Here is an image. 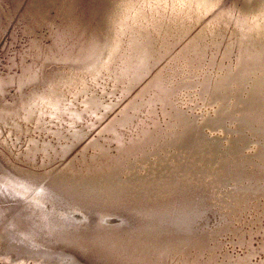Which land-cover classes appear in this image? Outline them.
<instances>
[{
	"label": "rangeland",
	"instance_id": "374dc122",
	"mask_svg": "<svg viewBox=\"0 0 264 264\" xmlns=\"http://www.w3.org/2000/svg\"><path fill=\"white\" fill-rule=\"evenodd\" d=\"M136 1L0 0V264H264V108L261 109L264 101L259 103L261 93H256L257 88H254L258 82L262 84L263 82L254 80L256 75L253 73L259 75V70L250 67L248 61L243 68H238L237 63L241 53L240 47L246 46L254 50L257 46L255 49L262 47L261 50H264L262 33L264 0H138V3ZM155 1H158L157 4ZM190 6L191 10L187 11ZM152 8H155L154 11ZM135 11L138 17L132 19ZM192 11L198 14V19H194L197 14ZM219 12H225L226 15ZM218 14L222 18L219 19ZM113 16L118 19L124 18L134 27L140 23L150 26L156 22L155 25L159 29V35L155 29L152 28L156 34L151 30L157 41L154 42L153 39L155 50L153 55H150L147 66L150 69H145L136 81L131 82L127 89L124 88L125 90L119 89V83L115 86L104 70L98 73L107 51L111 48V44H105L106 39H101L100 27ZM184 16H187V19ZM222 19L226 22H221ZM237 20L255 25L253 28L247 26L252 35L250 44L249 41H244L246 43L244 44L238 39L242 34L241 28L236 27ZM177 23L179 26L183 23L182 27L177 26ZM246 30L244 29L245 32ZM208 35L209 37H206ZM90 39L98 41V46L106 47L105 54L92 66L91 62L84 64L77 59L88 54V49L83 48L81 51L79 46L85 45ZM189 39L197 42L190 44ZM230 43L231 49L228 46ZM187 45L189 49L186 50ZM191 48L193 49L190 50ZM155 57L156 59L152 61ZM178 58L181 59L177 60ZM190 66H193L192 69ZM239 70L242 73H238ZM233 71L235 72L232 73ZM89 76H92V79ZM155 80L171 88L166 101L154 97ZM82 86L83 92L86 94L94 92L100 100L101 106L95 108L99 109L98 111H94L95 109L92 112L83 111L81 98L84 93L81 95L76 93ZM114 88V91L111 90ZM54 98L61 101V105L68 102L70 109L76 108L80 114L74 116L76 118L71 117L68 112L50 115L47 101H53ZM216 103H220L222 107ZM133 105L135 109L132 108ZM240 112L244 113L245 117H241ZM127 114L134 115H131L132 119L126 124H119L121 118ZM144 131L148 133L153 131L152 138L145 143L146 145L140 146L145 151L134 152L135 158L133 154V157L129 158L119 157L121 162L117 160L118 157H115L117 146L112 134L117 132L127 138L136 137ZM191 138L199 140L207 150H216V155L221 152L223 160L227 158L228 163L234 160L232 155L235 153L238 155L236 160H242L239 157L241 151L257 153L255 156L250 155L256 163L255 169L260 172L257 187L253 192L237 193L238 197L229 198L226 194L224 202L227 204L219 203L211 197L209 200L218 203L220 210L227 213L221 222L212 220L205 223L207 232H187L180 239L172 237L164 242L165 247L155 252L148 250L145 254L139 250L143 247L136 246L132 248V252L136 253L139 250L137 254L140 255L131 257L127 252L128 248L111 247L106 242L107 245L99 244L97 237L94 239L91 232L86 230L87 225L90 228V223L95 217L93 208H85L86 212L76 210L71 204H66L59 198L60 191H64L66 187L77 186L73 189L87 192L86 189L92 186L96 193H101L104 190L115 189L114 186L119 184L121 179H132L135 176L137 179L151 180L155 173L165 172L166 168L162 167V164L170 163L176 154L183 155V151L187 149L185 143L191 142ZM195 143L199 144L196 140ZM32 145L33 153L25 155L23 150ZM62 146L63 149H60ZM99 150L106 151L105 155L98 156ZM93 155L96 157H92ZM112 155L116 162L113 161ZM105 159L108 164L116 163L114 169L109 170L96 165ZM207 163L212 170H216V163L212 159ZM246 167L251 168L249 163H246ZM209 174L204 177L208 178ZM255 183L256 181L253 184ZM76 191L72 197L70 196V202L85 204L79 193L75 194ZM79 217H83V221H79ZM81 222L83 225H80ZM215 226L220 230L211 232Z\"/></svg>",
	"mask_w": 264,
	"mask_h": 264
},
{
	"label": "water",
	"instance_id": "95a60500",
	"mask_svg": "<svg viewBox=\"0 0 264 264\" xmlns=\"http://www.w3.org/2000/svg\"><path fill=\"white\" fill-rule=\"evenodd\" d=\"M114 17H111V20L106 21L101 27L99 26L101 39H106L105 44H112L114 40H118L122 45L121 48H124L123 51H128L127 55L130 45L134 52L152 55L155 49L154 34L151 30L153 28L158 33L156 22L150 26L136 24L134 27L124 18ZM137 17L138 13L135 11L131 18L136 19ZM237 25L236 27L241 28L240 42L249 41L251 30L245 32L242 28L246 30L248 25H250L249 28L255 25L252 26L248 22L238 20ZM124 28V32L121 33ZM86 42L85 45L79 46V49L81 51L83 48L88 49V54L77 59L84 64L91 62L92 66L105 54L106 47L98 46L99 42L93 39ZM108 52L109 50L107 54ZM246 61L250 63V67L259 70V75H256L254 80H261L263 84L258 82L254 88H257L256 93H261L258 98L260 103L264 101V50L259 48L250 50L242 47L237 60L238 67L243 68ZM238 73L242 71L239 70ZM157 84L166 89L167 98L171 88L155 80L154 87ZM154 97L157 96L154 95ZM240 115L244 116L242 112ZM120 121L119 124H121ZM112 137L117 146L115 157L119 159V157L129 158L138 150L145 151L140 146L151 139L152 134L144 131L136 137L125 138L122 134L114 132ZM195 140L200 146L195 143ZM195 140L192 139L191 142L185 143L187 149L183 151V155L176 154L170 163L162 164V167L166 168L165 172L155 173L151 180L145 181L135 176L132 179H121L120 183L114 186L115 189L104 190L101 193H96L92 186L86 189L87 192L74 190L77 186L66 187L64 191H60L59 198L66 204H71V207L76 210L86 212V209L93 208L95 217L90 223V228L87 225L86 230L91 232L94 239L95 236L97 237L99 244L107 243L115 248H128L127 252L131 254V257L139 256L140 254H137L139 250L144 252L142 254L147 253L148 250L158 251L166 246L164 242L172 237L183 238L187 232H207L204 227L205 223H210L212 220L221 222L227 213L220 210L218 203L209 199L212 197L219 203L227 204L224 202L226 194L229 198H233L238 197L237 193L240 192H253L259 182L260 172L255 169L256 163L250 158V155L255 156L256 152L241 151L242 154L239 157L242 160H236L238 155L235 153L232 155L234 160L228 163L227 158L223 160L224 156L221 152L216 155V150H207L199 140ZM32 147L33 145L27 146L23 150L25 155L33 153ZM60 149H63V146ZM99 155H105V152L99 150ZM106 159L96 165L100 168L114 169L115 165L108 164ZM211 159L216 163V170H212L207 163ZM246 163H249L251 168H247ZM208 173H210L208 178H205L204 176ZM255 181L256 186L253 184ZM225 185L227 187H224ZM75 191V194L79 193L80 199L84 200L85 204L70 202V196L72 197ZM78 219L83 221L84 218L79 217ZM80 225H83L82 222ZM219 230L215 226L211 232ZM136 246L143 248L134 253L132 248Z\"/></svg>",
	"mask_w": 264,
	"mask_h": 264
},
{
	"label": "bare ground",
	"instance_id": "6f19581e",
	"mask_svg": "<svg viewBox=\"0 0 264 264\" xmlns=\"http://www.w3.org/2000/svg\"><path fill=\"white\" fill-rule=\"evenodd\" d=\"M138 1V0H137ZM136 1V2H137ZM150 1V0H149ZM187 1H189V0H187ZM135 2V3H136ZM145 2V1H144ZM156 2H158V1H155V3ZM178 2V1H177ZM134 3V2H133ZM138 3V2H137ZM153 3H154V1H153ZM191 3V2H190ZM200 3V2H199ZM145 4V3H144ZM157 4V3H156ZM174 4H175V2H174ZM179 4H180V2H179ZM186 4V3H185ZM140 5V4H139ZM173 5V4H172ZM189 5V3L186 5V7ZM194 5H195V3H194ZM130 6V5H129ZM135 6V5H134ZM168 6V5H167ZM166 6V7H167ZM175 6V5H174ZM198 6V5H197ZM138 7H140V6H138ZM158 7V6H157ZM161 7V6H160ZM169 7V6H168ZM173 7V6H172ZM185 7V8H186ZM195 7V6H194ZM193 7V8H194ZM201 7V6H200ZM133 8V7H132ZM143 8V7H142ZM148 8V7H147ZM176 8H178V6H176ZM189 8H191V6L190 7H188V10L187 11H190L189 10ZM199 8V7H198ZM198 8H197V10H198ZM202 9H203V7H201ZM205 8V7H204ZM150 9H151V7H150ZM153 9V8H152ZM155 9V8H154ZM154 9H153V11H154ZM161 9V8H160ZM165 9H167V8H165ZM169 9V8H168ZM180 9V8H179ZM194 9H196V8H194ZM148 10V9H147ZM172 10V9H171ZM204 10H206V9H204ZM131 11H132V9H131ZM142 11V10H141ZM140 11V12H141ZM156 11V10H155ZM158 11H159V9H158ZM163 11V10H162ZM166 11V10H165ZM174 12H175V10H173ZM180 11H181V9H180ZM183 11V10H182ZM185 11V14H186V10H184ZM196 11V10H195ZM195 11L193 12L195 15L197 14V13H195ZM150 12H152V10H150ZM172 12V11H171ZM126 13H128V12H126ZM164 13H166V12H164ZM169 13V12H168ZM180 13V12H179ZM191 13V12H190ZM199 13H201V12H199ZM204 13V12H203ZM206 13V12H205ZM219 13H225V12H219ZM264 13V12H263ZM149 14H151V13H149ZM163 14V13H162ZM184 14V15H185ZM188 14V13H187ZM186 14V15H187ZM253 14V13H252ZM255 14H257L256 12H255ZM146 15H147V13H146ZM154 15V14H153ZM166 15H168L167 13H166ZM171 15V14H170ZM174 15V14H173ZM172 15V16H173ZM179 15V14H178ZM219 15V14H218ZM223 15V14H222ZM225 15H226V13H225ZM230 15V14H229ZM156 16V15H155ZM158 16V15H157ZM162 16V15H161ZM160 16V17H161ZM183 16V15H182ZM193 17H194V15H192ZM191 16V17H192ZM201 16V15H200ZM203 16V15H202ZM201 16V17H202ZM215 16V15H214ZM213 16V17H214ZM217 16V15H216ZM220 16V15H219ZM218 16V17H219ZM241 16V15H240ZM250 16V15H249ZM256 16V15H255ZM163 17H165V16H163ZM171 17V16H170ZM185 17V16H184ZM187 17V16H186ZM185 17V18H186ZM189 17H190V15H189ZM192 17V18H193ZM198 17V14L196 15V17L194 18V19H196ZM223 17H225V16H223ZM235 17V16H234ZM141 18V17H140ZM155 18V17H154ZM172 18V17H171ZM200 18V17H199ZM216 19H217V17H215ZM220 18H222V16H220L219 17V19ZM232 18V17H231ZM244 18V17H243ZM246 18V17H245ZM157 19V18H156ZM166 19V18H165ZM164 19V20H165ZM174 19V18H173ZM187 19V18H186ZM198 19V18H197ZM201 19V18H200ZM212 19V18H211ZM210 19V20H211ZM218 19V20H219ZM224 19V18H223ZM221 20V22L222 21H224V20ZM227 20H228V17L226 18ZM234 19V18H233ZM235 19H237L236 17H235ZM258 18H256V20H257ZM260 19V18H259ZM258 19V20H259ZM128 20H130V19H128ZM138 20V19H137ZM141 20H143V19H141ZM161 20V19H160ZM169 19H167V21H168ZM184 20V19H183ZM182 20V21H183ZM191 20H193V19H191ZM190 20V21H191ZM214 20V19H213ZM230 20V19H229ZM242 20V19H241ZM248 20V19H247ZM153 21V20H152ZM156 21H158V19L156 20ZM180 21V20H179ZM187 21V20H186ZM209 21V20H208ZM216 21V20H215ZM214 21V22H215ZM253 21V20H252ZM264 21V20H263ZM160 22V21H159ZM162 22V21H161ZM165 22H166V20H165ZM171 22V21H170ZM169 22V23H170ZM173 22V21H172ZM178 22V21H177ZM184 22V21H183ZM189 22V21H188ZM224 22H226V21H224ZM233 22V21H232ZM231 22V23H232ZM142 23H144V22H142ZM175 23V22H174ZM179 24H180V22H178ZM177 23V24H178ZM192 23H193V21H192ZM229 23V22H228ZM251 23V22H250ZM260 23V22H259ZM141 24V23H140ZM151 24V23H150ZM164 24V23H163ZM165 24H167V23H165ZM173 24V23H172ZM176 24V25H177ZM179 24L177 25V26H179ZM183 24V23H182ZM182 24H181V26H179V27H182ZM207 24V23H206ZM209 24V23H208ZM212 24V23H211ZM215 24V23H214ZM227 24V23H226ZM144 25V24H143ZM158 25H160V24H158ZM175 25V24H174ZM186 25H188L187 23H186ZM213 25V24H212ZM217 25H218V22H217V24H216V27H217ZM219 25H221V24H219ZM224 25V24H223ZM258 25H260V24H258ZM264 25V24H263ZM168 26H169V24H168ZM209 26V25H208ZM225 26V25H224ZM223 26V27H224ZM238 26V25H237ZM136 27V26H135ZM172 27H174V26H172ZM171 26H170V28H172ZM187 27V26H186ZM191 27V26H190ZM205 27V26H204ZM207 27V26H206ZM160 28H162V24H161V27ZM188 28V27H187ZM210 28V27H209ZM208 28V29H209ZM221 28H222V26H221ZM260 28V27H259ZM165 29V28H164ZM169 29V28H168ZM177 28H175V30H176ZM211 29V28H210ZM214 29V28H213ZM222 29H224V28H222ZM237 29V28H236ZM243 29V28H242ZM262 29H263V27H262ZM124 30H125V28L124 29H122V31H121V33H123L124 32ZM154 30V29H153ZM153 30H152V32H153ZM159 30V29H158ZM163 30V29H162ZM170 30V29H169ZM185 30V29H184ZM204 30H206V29H204ZM219 30V29H218ZM225 30V29H224ZM238 30H239V28H238ZM247 30H248V28H247ZM247 30H246V32H247ZM254 30V29H253ZM260 30V29H259ZM264 30V29H263ZM165 31V30H164ZM177 31H180V30H177ZM183 31V30H182ZM186 31V30H185ZM203 31V30H202ZM212 31H214V30H212ZM242 31H244V29L242 30ZM249 31V30H248ZM156 32V31H155ZM155 32H153V33H155ZM161 32V31H160ZM171 32V31H170ZM200 32V31H199ZM207 32V31H206ZM216 32V31H215ZM253 32V31H252ZM258 32V31H257ZM176 33V32H175ZM179 33H181V32H179ZM183 33V32H182ZM186 33V32H185ZM184 33V35L186 36V34ZM202 33V32H201ZM200 33V34H201ZM220 33V32H219ZM228 33V32H227ZM241 33V32H240ZM262 33H264V32H262ZM156 34V33H155ZM158 34V33H157ZM163 34V33H162ZM166 34H168V33H166ZM170 34V33H169ZM204 34V33H203ZM207 34V33H206ZM212 34L213 33H211V36H212ZM236 34V33H235ZM238 34V33H237ZM251 34V33H250ZM260 34V33H259ZM258 34V35H259ZM159 35V34H158ZM164 35H165V33H164ZM173 35V34H172ZM176 35V34H175ZM174 35V36H175ZM183 35V34H182ZM239 35V34H238ZM184 36V37H185ZM196 36H197V34H196ZM199 36V35H198ZM201 36V35H200ZM199 36V37H200ZM204 36V35H203ZM219 36H220V34H219ZM234 36V35H233ZM252 36V35H251ZM161 37H162V35H161ZM172 37V36H171ZM182 38H183V36H181ZM194 37V36H193ZM192 37V38H193ZM199 37H197L198 38V40H199ZM205 37V36H204ZM206 37H209V35L208 36H206ZM216 37H217V35H216ZM231 36H229V38H230ZM155 38V37H154ZM178 38V37H177ZM179 38H180V35H179ZM196 38V39H197ZM211 38V37H210ZM237 37H235V39H236ZM254 39H255V36L253 37ZM163 39V38H162ZM165 39V38H164ZM170 39V38H169ZM204 39V38H203ZM202 39V40H203ZM212 39V38H211ZM223 39V38H222ZM238 39H240V36H239V38ZM257 40H258V38H256ZM259 39H262V38H259ZM155 40L156 39H154V42H155ZM190 41H191V39H189ZM228 40H231V39H228ZM233 40V39H232ZM157 41V40H156ZM172 41V40H171ZM171 41H169V42H171ZM174 41V40H173ZM195 41V40H194ZM194 41H191V43L189 42V41H187V42H189L190 44H193L192 42H194ZM212 41V40H211ZM220 41H221V39H220ZM236 41H238V40H236ZM254 41V40H253ZM256 41V40H255ZM263 41V40H262ZM162 42V41H161ZM175 42V41H174ZM183 42V41H182ZM195 42H197V41H195ZM203 41H201V43H202ZM216 42V41H215ZM219 42V41H218ZM231 42V41H230ZM234 42V41H233ZM239 42V41H238ZM252 42V41H251ZM250 41L248 42L249 44L251 43ZM122 43V42H121ZM166 43H167V41H166ZM176 43H177V40H176ZM178 43H179V41H178ZM205 43V42H204ZM206 43H208V42H206ZM205 43V44H206ZM211 44L213 43V42H210ZM244 44H246L245 42H243ZM247 43V44H248ZM262 43V42H261ZM158 44V43H157ZM168 44H170V43H168ZM174 43H172V45H173ZM195 44V43H194ZM204 44V45H205ZM214 44V43H213ZM212 44V45H213ZM229 44V43H228ZM241 44V43H240ZM253 44H255V43H253ZM154 45V44H153ZM160 45V44H159ZM163 45V44H162ZM177 44H175V46H176ZM195 45H197V44H195ZM204 45H203V47H204ZM208 45V44H207ZM220 45V44H219ZM236 45V44H235ZM241 45H243V44H241ZM252 45V44H251ZM259 45V44H258ZM111 46V48H110V50H109V52H108V54L106 55V58H105V60H104V62L100 65V69L98 70V73L99 72H101L102 70H104V72H107L108 73V77L110 76L111 77V79L113 80V82L115 83V86L117 85V83H119L120 84V88L119 89H127L128 88V86H130V83L131 82H133V81H136V79L143 73V72H145V69L147 70L148 68H147V66H148V63H149V57H150V55H149V53H137V52H134V51H132V47H131V45H130V51H129V54L127 55V52L126 51H123L124 50V48H121L122 47V45L120 44V42L118 41V40H114L113 42H112V44L110 45ZM168 46V45H167ZM198 46V45H197ZM202 46V45H201ZM211 46V45H210ZM210 46H208V47H210ZM218 46V45H217ZM229 46V48L231 49V43H230V45H228ZM248 46V45H247ZM262 45L260 44V47H261ZM156 47V46H155ZM160 47V46H159ZM162 47V46H161ZM174 47V45L172 46V48ZM189 46L187 45L186 46V50L187 49H189L188 48ZM193 47V46H192ZM215 47V46H214ZM213 47V48H214ZM219 47V46H218ZM217 47V48H218ZM226 47V46H225ZM236 47V46H235ZM257 47V46H256ZM255 47V48H256ZM158 48V47H157ZM211 48V47H210ZM227 48V47H226ZM242 47H240V49H241ZM245 48H246V46H245ZM253 48H254V45H253ZM254 48V49H255ZM262 48V47H261ZM260 48V49H261ZM162 49V48H161ZM169 49V48H168ZM181 49V48H180ZM185 49V48H184ZM193 48H191L190 50H192ZM204 49V48H203ZM233 49V48H232ZM263 49V48H262ZM121 50V51H120ZM158 50H159V48H158ZM158 50H156V52L158 51ZM164 50V49H163ZM172 50V49H171ZM185 50V51H186ZM201 50H202V48H201ZM208 50H210V49H208ZM235 50V49H234ZM160 51V50H159ZM158 51V52H159ZM166 51V50H165ZM164 51V52H165ZM177 51V50H176ZM206 51V50H205ZM215 51H217V49L215 50ZM126 52V53H125ZM187 52V51H186ZM194 52H195V50H194ZM202 52V51H201ZM212 52H214V51H212ZM220 52V51H219ZM222 52V51H221ZM226 52H228L227 51V49H226ZM236 52H237V50H236ZM239 52V51H238ZM237 52V53H238ZM167 53V52H166ZM177 53V52H176ZM181 53H183V51L181 52ZM189 53V52H188ZM197 53H199V51L197 52ZM206 53V52H205ZM211 53V52H210ZM217 53V52H216ZM231 53V52H230ZM115 54V55H114ZM221 54V53H220ZM225 54V53H224ZM229 54V53H228ZM239 54V53H238ZM153 55V54H152ZM151 55V56H152ZM155 56H156V53L154 54ZM175 56L177 55V54H174ZM179 55V54H178ZM183 55V54H182ZM186 55V54H185ZM200 55V54H199ZM209 55V54H208ZM226 55V54H225ZM240 55V54H239ZM160 56V55H159ZM173 56V55H172ZM205 56H206V54H205ZM205 56H203V57H205ZM216 56V55H215ZM229 57L228 58H230V55H228ZM238 56V55H237ZM220 57H221V55H220ZM225 57V56H224ZM173 58V57H172ZM177 58V57H176ZM188 57H186V59H187ZM200 58H202V57H200ZM154 59H156V57L155 58H153L152 59V61L154 60ZM161 59H163L162 58V56H161ZM169 59H171V58H169ZM174 59V58H173ZM179 59H181V58H178L177 60H179ZM194 59V58H193ZM205 59V58H204ZM222 59V58H221ZM236 59H237V57H236ZM150 60H151V58H150ZM165 60V59H164ZM189 60H191V59H189ZM215 60V59H214ZM166 61H168V60H166ZM176 61V60H175ZM175 61L173 62V63H175ZM194 61V60H193ZM192 61V62H193ZM201 61H203V60H201ZM160 62V61H159ZM184 62V61H183ZM182 62V63H183ZM190 62V61H189ZM195 62V61H194ZM200 62V61H199ZM218 62H220V61H218ZM156 62H154V64H155ZM169 63V62H168ZM167 63V64H168ZM196 63V62H195ZM223 63V62H222ZM158 64V63H157ZM184 64V63H183ZM186 64V63H185ZM215 64H217L216 62H215ZM221 64V63H220ZM224 64V63H223ZM230 64V63H229ZM233 64V63H232ZM149 65H152V64H149ZM156 65V64H155ZM166 65V64H165ZM189 65V64H188ZM190 65H192V64H190ZM196 65V64H195ZM203 65V64H202ZM213 65H214V63H213ZM212 65V66H213ZM218 65V64H217ZM175 66V65H174ZM177 66H179V65H177ZM182 66V65H181ZM185 66V65H184ZM194 66V65H193ZM193 66H190V68L192 69V67ZM211 66V67H212ZM219 66V65H218ZM227 66V65H226ZM150 67V66H149ZM152 67H154V66H152ZM157 67V66H156ZM167 67H168V65H167ZM166 67V68H167ZM208 67V66H207ZM210 67V66H209ZM230 67V66H229ZM236 67H237V65H236ZM189 68V69H190ZM201 68V67H200ZM206 68V67H205ZM225 68V67H224ZM232 68V67H231ZM231 68H230V70H231ZM239 68V67H238ZM150 69V68H149ZM148 69V70H149ZM152 69V68H151ZM168 69V68H167ZM173 69V68H172ZM175 69H176V67H175ZM178 69H180V67L178 68ZM186 69V68H185ZM202 69V68H201ZM200 69V70H201ZM204 69V68H203ZM208 69V68H207ZM222 69V68H221ZM236 69V68H235ZM161 70V69H160ZM165 71H167L166 69H164ZM181 70V69H180ZM187 70V69H186ZM230 70H229V72H230ZM162 71V70H161ZM171 71V70H170ZM170 71H168V72H170ZM178 71V70H177ZM224 72H226L225 70H223ZM235 71H237V70H235ZM235 71H233L232 73H234ZM258 71V70H257ZM147 72V71H146ZM172 72V71H171ZM248 72V71H247ZM251 72H252V70H251ZM254 72V71H253ZM149 73V72H148ZM163 73V72H162ZM161 73V74H162ZM173 73V72H172ZM182 73V72H181ZM192 73V72H191ZM196 73V72H195ZM198 73V72H197ZM217 73V72H216ZM246 73V72H245ZM245 73H244V76H245ZM96 74V73H95ZM146 74V73H145ZM252 74V73H251ZM257 75L256 73H253V75ZM94 75V74H93ZM147 75V74H146ZM145 75V76H146ZM170 75V74H169ZM175 75V74H174ZM195 75V74H194ZM197 75V74H196ZM204 75H205V73H204ZM107 76V75H106ZM144 76V75H143ZM160 76V75H159ZM164 76V75H163ZM166 76V75H165ZM210 76V75H209ZM250 76V75H249ZM90 77V76H89ZM92 77V76H91ZM90 77V78H91ZM105 77V76H104ZM104 77H101L102 79L104 78ZM108 77H106L107 78V80H109L108 79ZM105 78V79H106ZM142 78V77H141ZM141 78H139V80L141 81L142 79ZM178 78V77H177ZM201 78V77H200ZM245 78H246V76H245ZM92 79V78H91ZM163 79V78H162ZM169 79V78H168ZM189 79V78H188ZM233 79V78H232ZM249 79V78H248ZM255 79V78H254ZM190 80H192V79H190ZM205 80H206V78H205ZM204 80V81H205ZM89 81V80H88ZM102 81H104V80H102ZM164 81V80H163ZM171 81V80H170ZM183 81V80H182ZM248 81V80H247ZM259 81H261V80H259ZM86 82V81H85ZM101 82V81H100ZM106 82V81H105ZM109 82H111V81H109ZM215 82V81H214ZM253 82V81H252ZM256 81H254V83H255ZM96 83V82H95ZM106 83H108V81L106 82ZM134 83H138V82H134ZM151 83H152V81H151ZM168 83V82H167ZM174 83V82H173ZM176 83V82H175ZM211 83H212V81H211ZM210 83V84H211ZM227 83H229V82H227ZM235 83V82H234ZM100 84V83H99ZM105 84V83H104ZM214 84V83H213ZM217 84V83H216ZM262 84V83H261ZM112 85V84H111ZM137 85V84H136ZM232 85V84H231ZM231 85H229L230 87H231ZM247 85V84H246ZM251 85V84H250ZM78 86V85H77ZM88 86V85H87ZM90 86V85H89ZM92 86V85H91ZM102 86V85H101ZM118 86V85H117ZM132 86V85H131ZM171 86V85H170ZM186 86V85H185ZM199 86V85H198ZM212 86V85H211ZM211 86H210V88H211ZM252 86V85H251ZM79 87V86H78ZM103 87V86H102ZM127 87V88H126ZM235 89H236V86L234 85L233 86ZM245 87V86H244ZM249 88H250V86H248ZM85 88V87H84ZM116 88V87H115ZM115 88L114 89H111V90H115ZM130 88V87H129ZM147 88V87H146ZM154 88V87H153ZM198 88V87H197ZM233 88V89H234ZM253 88V87H252ZM85 89H87V88H85ZM89 89V88H88ZM95 89V88H94ZM124 89V90H125ZM150 89V88H149ZM155 89V92H154V95H156L157 96V98H160V99H163V100H165L166 99V89L165 88H163L162 86H159L158 84L156 85V87L154 88ZM190 89V88H189ZM193 89V88H192ZM238 89V88H237ZM236 89V90H237ZM72 90V89H71ZM83 86L78 90L77 89V94L79 95H81L82 93H84V94H82V98H81V101L83 102V111H86V110H89V112L91 111H93L95 108H98L99 107V105H100V100H98L97 99V96L94 94V92H92V93H89V94H86L85 92H83ZM93 90V89H92ZM109 90V89H108ZM108 90H107V93H108ZM117 90V89H116ZM129 90V89H128ZM127 90V91H128ZM212 90V89H211ZM214 90V89H213ZM230 90V89H229ZM228 90V91H229ZM235 90V91H236ZM240 90V89H239ZM247 90V89H246ZM74 91V90H73ZM86 91V90H85ZM93 91H95V90H93ZM104 91V90H103ZM177 91V89L175 90V92ZM180 91V90H179ZM196 91V90H195ZM227 91V92H228ZM245 91V90H244ZM91 92V91H90ZM99 92V91H98ZM105 92V91H104ZM174 92V93H175ZM239 92V91H238ZM249 92V91H248ZM69 93H71V92H69ZM102 93V92H101ZM106 93V94H107ZM114 92H112V94H113ZM147 93V92H146ZM152 93V92H151ZM207 93V92H206ZM205 93V94H206ZM211 93V92H210ZM231 93V92H230ZM245 93H247V92H245ZM63 94V93H62ZM122 94V93H121ZM170 94V93H169ZM237 94V93H236ZM65 95V94H64ZM67 95V94H66ZM108 95V94H107ZM250 95V94H249ZM69 96H71V95H69ZM110 96V95H109ZM213 96V95H212ZM227 96V95H226ZM59 97V96H58ZM72 97V96H71ZM79 97V96H78ZM145 97V96H144ZM170 97V96H169ZM237 97V96H236ZM61 98V96L59 97V99ZM63 98V97H62ZM74 98H75V96H74ZM168 98V97H167ZM193 98V97H192ZM203 98V97H202ZM210 98V97H209ZM243 98V97H242ZM241 98V100H244V99H242ZM244 98H246V97H244ZM69 99V98H68ZM67 99V100H68ZM73 99V98H72ZM76 99H78L79 100V98H77L76 97ZM75 99V100H76ZM143 99V98H142ZM232 99V98H231ZM247 99V98H246ZM70 100V99H69ZM101 100H103V99H101ZM135 100V99H134ZM137 100V99H136ZM233 100H235V99H233ZM47 101V100H46ZM66 101V100H65ZM166 101V100H165ZM207 101V100H206ZM210 102H211V100H209ZM224 101V100H223ZM226 101V100H225ZM224 101V102H225ZM228 101H229V99H228ZM63 102V101H62ZM79 102V101H78ZM81 102V103H82ZM136 102V101H135ZM141 102V101H140ZM215 102V101H214ZM233 102V101H232ZM68 103V102H67ZM65 104V105H61L62 103H61V101H59V100H57V99H55L54 98V100L52 101H47V106L49 107V109H48V113L50 114V115H55V114H59L60 112H68V114L71 116V117H74V116H77L78 114H80L79 113V111H77L76 110V108L74 109V110H71L70 109V105L69 104ZM72 103V102H71ZM143 104H145L144 102H142ZM172 103V102H171ZM218 103V102H217ZM216 103V104H217ZM221 103V102H220ZM219 103V104H220ZM230 103V102H229ZM233 103H235V102H233ZM44 104V103H43ZM76 104V103H75ZM105 104V103H104ZM138 104H139V102H138ZM147 104V103H146ZM219 104H217V105H219ZM227 104V103H226ZM238 104V103H237ZM103 105V104H102ZM107 105V104H106ZM110 105V104H109ZM225 105V104H224ZM223 105V106H224ZM233 105H235V104H233ZM232 105V106H233ZM73 106V105H72ZM76 106V105H75ZM79 106H81V105H79ZM101 106V105H100ZM108 106V105H107ZM111 106V105H110ZM146 106V105H145ZM149 106V105H148ZM171 106V108H172V104L170 105ZM220 106H221V104H220ZM227 106V105H226ZM47 107V108H48ZM109 107V106H108ZM137 107V106H136ZM143 107V106H142ZM141 107V108H142ZM169 107V106H168ZM222 107V106H221ZM244 107V106H243ZM249 106H247V108H248ZM262 107V106H261ZM103 108V107H102ZM132 108H134L135 109V107H132ZM139 108V107H138ZM161 108V107H160ZM167 108V107H166ZM224 108V107H223ZM264 108V106L261 108V109H263ZM82 109V108H81ZM81 109H79V110H81ZM109 109V108H108ZM133 109V111H135ZM148 109V108H147ZM173 109V108H172ZM177 109V108H176ZM180 109V108H179ZM235 109V108H234ZM233 109V110H234ZM249 109V108H248ZM254 109V108H253ZM76 110V111H75ZM99 110V109H98ZM98 110H94V111H98ZM236 110V109H235ZM82 111V110H81ZM106 111V110H105ZM142 111V110H141ZM140 111V112H141ZM143 111H144V108H143ZM230 111H231V108H230ZM248 111V110H247ZM136 112V111H135ZM169 112V111H168ZM178 112V111H177ZM233 112V111H232ZM235 112H237V111H235ZM242 112H243V110H242ZM83 113V112H82ZM134 113V112H133ZM171 113V112H170ZM173 113H175V112H173ZM172 113V114H173ZM257 113H258V111H257ZM61 114V113H60ZM87 114V113H86ZM138 114V113H137ZM140 114V113H139ZM176 114H178V113H176ZM244 114V113H243ZM49 115V116H50ZM63 115V114H62ZM131 115H134V114H131ZM131 115L130 114H127L120 122L121 123H124V124H126V122L127 121H129V120H131L132 118H131ZM141 115H143V114H141ZM184 115V114H183ZM210 115V114H209ZM42 116V115H41ZM60 116V115H59ZM69 116V117H70ZM81 116V115H80ZM85 116V115H84ZM94 116V115H93ZM92 116V117H93ZM138 116V115H137ZM136 116V117H137ZM148 116H150V115H148ZM39 117V119H40V116H38ZM67 117V116H66ZM82 117V116H81ZM81 117H79V118H81ZM135 117V116H134ZM142 117V116H141ZM145 117V116H144ZM153 117V116H152ZM157 117V116H156ZM58 118V117H57ZM74 118H76V117H74ZM88 118V117H87ZM94 118V117H93ZM139 118V117H138ZM185 118V117H184ZM190 118V117H189ZM62 119V118H61ZM60 119V120H61ZM71 119V118H70ZM82 119H83V117H82ZM89 119V118H88ZM136 119V118H135ZM140 119V118H139ZM145 119V118H144ZM191 119V118H190ZM52 120V119H51ZM66 120H68V119H66ZM77 120V119H76ZM169 120V119H168ZM178 121H179V119H177ZM203 120V119H202ZM63 121V120H62ZM139 121V120H138ZM152 121V120H151ZM158 121V120H157ZM66 122V121H65ZM68 122V121H67ZM76 122V121H75ZM81 122V121H80ZM132 122V121H131ZM143 122V121H142ZM145 122V121H144ZM159 122V121H158ZM55 123V122H54ZM57 123V122H56ZM59 123H60V121H59ZM72 123V122H71ZM133 123V122H132ZM132 123H130V124H132ZM138 123V122H137ZM141 123V122H140ZM168 123H169V121H168ZM174 123H175V121H174ZM179 123V122H178ZM264 123V122H263ZM44 124V123H43ZM46 124V123H45ZM87 125V124H86ZM129 125V124H128ZM143 125V124H142ZM175 125V124H174ZM230 125V124H229ZM60 126V125H59ZM90 126V125H89ZM149 126V125H148ZM151 126V125H150ZM172 126V125H171ZM119 127V126H118ZM131 127V126H130ZM152 127V126H151ZM159 127L160 128H162L160 125H159ZM158 127V128H159ZM168 127V126H167ZM175 127H176V125H175ZM232 127V126H231ZM146 128V127H145ZM174 128V127H173ZM256 128V127H255ZM260 128V127H259ZM121 129H123V128H121ZM135 129H136V127H135ZM164 129V128H163ZM220 129V128H219ZM232 129V128H231ZM125 130H127V129H125ZM75 131V130H74ZM130 131V130H129ZM124 133L123 134H125V131H123ZM133 133V132H132ZM151 133V132H150ZM152 133H153V131H152ZM151 133V134H152ZM251 133V132H250ZM130 134V133H129ZM73 135V134H72ZM76 135H77V133H76ZM258 135H260V134H258ZM264 135V134H263ZM72 137V136H71ZM233 137V136H232ZM261 137V136H260ZM263 137V136H262ZM80 139V138H79ZM76 140V139H75ZM255 140V139H254ZM253 141V140H252ZM258 142V141H257ZM36 143V142H35ZM147 143V142H146ZM149 143V142H148ZM151 143V142H150ZM259 143V142H258ZM37 144H35V146H36ZM91 145V144H90ZM144 145H146V144H144ZM149 147V146H148ZM150 147H152V145L150 146ZM96 148V147H95ZM98 148V147H97ZM104 148V147H103ZM142 148V147H141ZM147 148V147H146ZM166 149V148H165ZM259 149V148H258ZM260 149H261V147H260ZM147 150H148V148H147ZM152 150V149H151ZM106 152V151H105ZM140 151H138V153H139ZM96 153V152H95ZM109 153H107V155H108ZM135 154V153H134ZM101 156V155H100ZM113 156V155H112ZM116 156V155H115ZM135 156H136V154L134 155V157L133 158H135ZM92 157H96V156H92ZM92 157L90 158V159H92ZM98 157V156H97ZM107 157V156H106ZM138 157V156H137ZM110 158H111V155H110ZM117 158V157H116ZM108 159V158H107ZM113 159H114V156H113ZM137 159V158H136ZM116 159H114L113 161H115ZM117 160H118V158H117ZM120 160V159H119ZM91 161H93V159L91 160ZM110 161H112V160H110ZM116 162V161H115ZM120 162H121V160H120ZM92 163V162H91ZM117 163H118V161H117ZM114 164H116V163H114ZM113 164V165H114ZM123 164V163H122ZM126 164V163H125ZM118 165V164H117ZM66 258H69V259H71L72 257H70V256H66ZM62 259V258H61ZM64 259V258H63ZM64 261H66L65 259H64ZM73 262V261H72ZM70 263V262H69ZM73 263H75V262H73ZM76 264V263H75Z\"/></svg>",
	"mask_w": 264,
	"mask_h": 264
}]
</instances>
